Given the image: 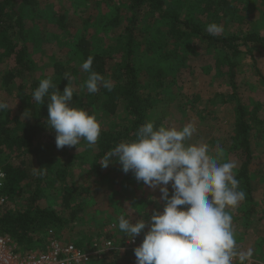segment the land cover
Returning a JSON list of instances; mask_svg holds the SVG:
<instances>
[{
  "label": "trees",
  "instance_id": "obj_1",
  "mask_svg": "<svg viewBox=\"0 0 264 264\" xmlns=\"http://www.w3.org/2000/svg\"><path fill=\"white\" fill-rule=\"evenodd\" d=\"M49 1L0 0V64H11L0 75V88L24 101L14 114L8 109L0 112V171L6 174L0 188V197L4 198L0 204V237H9L22 253L44 249L49 238L65 242V236L84 211V201L92 200L93 196L87 186L79 188L71 181L75 168L81 172L79 175L87 174V180H109L110 184L117 180L123 193H132L134 186L139 185L132 172L125 174L118 162L107 168L100 162L116 144L134 139L139 126L146 122L161 125L151 117L153 93L166 86L168 73L180 74L203 50L205 54L216 55V76L230 87L229 95L217 93L215 99L219 104L234 103L235 120L228 151L239 158L236 178L246 192V199L233 211V223L237 243L252 239L255 224L264 215L253 185V180L259 179L255 171L260 158L254 147L264 144V122L259 118L260 103L249 108L241 102L235 76L243 47L253 45L264 51V34L258 28L264 23V0H192V3L179 0L178 6L167 0H121V5H117L120 0H100L97 8L104 3L107 11L102 35L76 39L64 61L50 55L49 73L41 74L36 57L45 41L42 26L51 23L57 28L60 45L67 46L69 36L65 11L55 12ZM250 7L260 10L261 15L256 12L259 23L246 30L250 25ZM203 15L209 24L237 25L242 30L235 28L231 34L212 36L198 19ZM80 19L83 23L90 21ZM90 55L94 57L93 70L113 82L111 91L101 88L89 94L82 87L89 73L81 69V64ZM247 56L255 61L251 51ZM72 62L75 66L68 65ZM207 69L211 71L210 67ZM65 73L75 88L71 106L85 108L102 121L101 135L94 148L81 140L78 148L58 149L55 131L47 126V102L39 105L32 99L33 91L44 78H51L63 92L69 83ZM254 73L263 80L257 67ZM215 99L208 103H216ZM33 167L42 169L44 175H34ZM78 199L81 202L75 204ZM93 204L91 201L88 205ZM153 206L159 205L153 202ZM152 207L143 210L145 216L151 215L155 208ZM114 224L115 229L105 233L101 244L109 241L115 250L95 256L91 264H136L133 251L117 250L129 240L115 219ZM79 233L76 231L75 245L83 248ZM136 240L142 243L143 233ZM254 241L260 262L264 259V251L260 250L263 240L256 237Z\"/></svg>",
  "mask_w": 264,
  "mask_h": 264
},
{
  "label": "clouds",
  "instance_id": "obj_2",
  "mask_svg": "<svg viewBox=\"0 0 264 264\" xmlns=\"http://www.w3.org/2000/svg\"><path fill=\"white\" fill-rule=\"evenodd\" d=\"M206 31L217 36L224 27L213 22ZM93 62L90 55L81 64L89 73L82 87L89 94L101 88L111 91L113 82L94 71ZM64 78L69 83L63 92L51 78L42 79L32 99L39 105L47 102V126L55 131L58 149L77 147L81 140L94 148L101 123L85 108L71 106L75 88L68 73ZM8 107L0 101V112ZM196 131L193 123L178 128L146 122L134 139L116 144L100 162L104 168L118 162L125 174L132 172L138 183L160 193L150 199L162 202V211L154 208L150 216L140 215L135 222L133 217L118 218V228L129 242L143 233L142 243L133 249L136 264H251L253 249L240 248L233 223V211L246 199L236 178L237 163L221 162L222 149L213 153L207 143H189ZM33 172L44 175L42 169L33 167ZM5 175L0 171V186Z\"/></svg>",
  "mask_w": 264,
  "mask_h": 264
},
{
  "label": "rangeland",
  "instance_id": "obj_3",
  "mask_svg": "<svg viewBox=\"0 0 264 264\" xmlns=\"http://www.w3.org/2000/svg\"><path fill=\"white\" fill-rule=\"evenodd\" d=\"M168 3L172 2L178 6L181 1L179 0H167ZM176 1V2H175ZM255 2L256 0H249ZM100 0L92 1H80V0H51L49 1L51 9L55 12L65 11L67 15V33L68 43L67 46L60 45L57 36L59 34L57 28L51 23L44 24L42 26V32H46L42 51L36 57V62L40 67L41 74H47L48 68H50V55H53L56 60H66V54L69 49L74 47L75 41L81 37L87 36H100L101 31L105 25L107 13L105 4H101L98 9L96 5ZM116 4L117 1H114ZM120 2L117 5H121ZM177 3V4H176ZM188 3H192V0H188ZM241 4L238 5L240 9ZM262 8V7H261ZM263 9V8H262ZM250 25L246 26V30H250L252 27L257 26L259 22L256 21L257 13L261 15L260 10L248 8ZM255 10V11H254ZM257 12V13H256ZM81 13H83L81 15ZM80 18L90 21L83 23ZM204 25L205 32L207 17L205 15L199 16ZM248 20V23H249ZM224 33L231 34L235 28L242 30L239 26L223 25ZM258 28H262L261 33L264 34V23ZM42 34V36H43ZM222 34V33H221ZM220 34V35H221ZM253 53L255 61L251 57L247 56V52ZM216 55L213 53L205 54L201 50L198 57L192 58L189 68L180 71V74L168 73V80L166 86L153 93L151 102L154 109L151 111V117L165 126L182 127L187 123H193L197 129L189 143L204 142L207 143L213 150V153L219 148L223 150V158L221 162L232 160L237 163L239 167V158L229 152L230 147V134L232 126L235 120V113L233 111V104H219L218 99H215V95L230 94V87L227 82L222 78H217L214 69V61ZM240 64L238 73L235 76V82L238 87L237 94L241 102L249 108L255 106L256 103H260L259 118L264 122V51L253 45L248 48H242V55L240 57ZM75 66V63H69L68 65ZM11 64H0V75ZM161 65V64H160ZM207 67L211 68V71H207ZM255 67H257L262 75V81L260 77H257L254 73ZM174 71V68L171 67ZM167 93H170L167 96ZM211 99H215L216 103H208ZM161 100H165V104L161 103ZM0 101L7 102L8 110L11 114L16 113L18 107L24 104L23 100H19L15 93L7 95L1 91L0 88ZM97 119L98 115L96 116ZM102 122V121H101ZM100 122V123H101ZM255 148L259 158V164H257V170L259 177L258 180H253L254 195L262 208H264V144H260ZM237 167V169H238ZM74 175L71 177V181L77 186H87L93 196L92 200L84 201V211L82 215L78 216L75 220L73 230L65 236L66 243L76 244L78 236L76 231H79L82 235V247L90 249L95 241L101 246V242L105 239V233H109L110 229H115L114 219L118 221L119 216L127 215L128 218L133 217V222L140 218V215H144V209L152 207L153 200L150 197H159L158 191H152L141 183L134 186L132 193H123L121 191V185L119 181L115 180L110 184L106 180L104 182L98 179L91 178L87 180V174H81L77 168L73 169ZM121 173V171H120ZM135 179V178H134ZM89 183H86V182ZM137 182V180L135 179ZM116 193H119L118 195ZM94 204L90 207L89 202ZM81 200H77L75 204H79ZM161 211L163 209L162 202L157 204ZM156 208L153 206L152 208ZM132 209H135L138 213L135 214ZM145 216V215H144ZM113 224V225H111ZM256 227L253 229L254 236L252 239L246 242L244 240L238 241V245L241 249H253V257L251 264H264V259L258 262V258L261 257L256 252L258 249L255 247L254 239L259 237L262 241L260 250L264 251V215L261 216V220L256 222ZM147 230V229H146ZM145 230V231H146ZM127 240H125V243ZM126 252V251H122ZM133 256H135L133 254ZM256 259V260H255ZM256 262V263H255Z\"/></svg>",
  "mask_w": 264,
  "mask_h": 264
},
{
  "label": "built area",
  "instance_id": "obj_4",
  "mask_svg": "<svg viewBox=\"0 0 264 264\" xmlns=\"http://www.w3.org/2000/svg\"><path fill=\"white\" fill-rule=\"evenodd\" d=\"M1 188V186H0ZM4 198L0 197V204ZM141 242L127 241L118 251H133ZM111 250H115L111 242L105 241L99 246L96 241L90 249L81 248L72 243L60 242L55 239H47L44 249L29 250L26 253L19 252L13 241L5 236L0 237V264H91L95 256L100 257Z\"/></svg>",
  "mask_w": 264,
  "mask_h": 264
}]
</instances>
